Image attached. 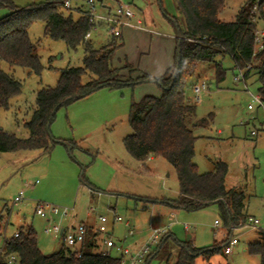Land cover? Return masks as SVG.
<instances>
[{"label": "rangeland", "instance_id": "374dc122", "mask_svg": "<svg viewBox=\"0 0 264 264\" xmlns=\"http://www.w3.org/2000/svg\"><path fill=\"white\" fill-rule=\"evenodd\" d=\"M46 1L13 0L19 7ZM87 1L71 0L70 11L75 17L89 7ZM248 3L257 5L254 11L257 30H264L258 8L263 3L264 10V0H226L221 18L234 20L241 7ZM95 4L98 14L104 16L121 4L130 5L137 14L133 21L142 19L144 28L154 32L121 27L123 34L120 38L124 45L117 50L113 65L123 68L124 78L135 79L143 72L153 76L166 73L174 62L178 30L165 13L177 16L181 29L185 27L175 0H95ZM66 8L64 11L70 12ZM9 12L8 8H0V18ZM100 22L92 36L87 38L92 39L97 48L113 36L107 23ZM29 33L37 45L44 67L41 74L11 65L0 58V68L23 84L22 93L12 99L10 109L0 111V123L3 129L20 137L29 135L25 123L32 116L38 91L56 86L61 71L69 66L82 65L85 56L84 45L69 49L65 41L47 36L44 22H35ZM126 63L134 70L130 72V69L124 68ZM222 64L227 69L223 81L218 82L209 64L201 63L196 76L187 86L189 100L196 104V116L190 123L198 137L195 162L200 172L208 171L218 161L226 162L229 169L227 189L237 188L245 192L250 215L258 218L260 224L235 229L233 236H237L240 242L231 255L224 252L212 256L200 254L195 263L249 264L248 243L262 240L264 231V131L259 130L258 136L251 135L253 129L263 125L264 112L262 109H248L252 98L247 88L258 94L257 75L247 79L246 86L235 79L239 69L235 68L230 56L224 57ZM144 67L154 71L165 67V70L155 75L145 71ZM89 78L88 74L83 77L84 80ZM198 80L206 81L209 88L200 94L199 103L193 91ZM161 93L162 89L156 82H141L117 89L101 88L58 110L51 125L53 139L57 142L50 152L0 153V244L21 226L24 229L34 226L42 252L52 254L64 245L63 227L71 222L96 224L101 215L108 218V234L100 235V244L92 249L95 252L105 248L102 241L106 234L124 247L137 248L149 239L154 228L164 230L162 239L167 234L173 237L167 243L170 261L157 257L150 264L175 263L182 243L190 242L198 248L226 243L232 231L224 225L217 203L198 211H186L161 202L147 201L174 199L179 195L177 173L172 164L162 157L140 162L128 153L124 144L125 137L132 133L129 122L132 101H140L148 94ZM201 118H208V124L194 126ZM242 120H250V123L243 124ZM59 140L74 141L76 147L70 151V147ZM21 191H24L25 199L17 205L13 204ZM37 203L57 206L61 212L43 218L36 214ZM65 208L68 214H64ZM116 216H121L124 221L115 222ZM216 220L221 223L216 225ZM112 254L119 255L117 251H112ZM254 258L261 263L259 256ZM0 264H20V260L15 258L9 263L7 258Z\"/></svg>", "mask_w": 264, "mask_h": 264}, {"label": "trees", "instance_id": "16d2710c", "mask_svg": "<svg viewBox=\"0 0 264 264\" xmlns=\"http://www.w3.org/2000/svg\"><path fill=\"white\" fill-rule=\"evenodd\" d=\"M175 3L185 27L181 29L177 16L171 17L165 13L178 30L173 64L161 76L143 72L134 79L124 78L123 68L115 67L112 63L124 41L113 35L106 44L97 48L92 39H87V33L94 24L84 11L75 17L71 9L64 6V0H48L25 7L16 6L13 0H0V8L10 10L0 18V58L9 64L41 74L44 67L37 45L29 33L31 26L39 21L45 23L47 36L65 41L69 49H77L80 45L85 47L82 65L64 68L56 86L38 91L32 116L25 123L29 131L27 137L3 129L0 123V153L36 150L50 152L57 142L53 139L51 125L60 108L101 88L117 89L154 80L161 87L162 93L160 96L148 94L140 101H132L129 115L132 133L125 137L124 144L128 153L140 162L151 157H162L172 164L177 173L179 195L174 199L147 201L161 202L186 211H198L217 203L223 223L229 229L249 217L246 214V196L240 190L227 189L229 169L226 162L218 161L212 171L200 172L195 162L198 137L190 126L196 116V104L190 102L187 86L196 76L201 63L209 64L218 82L223 81L227 69L222 59L230 56L237 69L243 70L251 64L246 79L257 75L258 94L264 102V48L255 52L257 22L253 7L256 4L248 3L241 7L235 19L227 21L221 18L226 0H175ZM64 8L70 12H65ZM258 8L260 19L264 21L263 3ZM124 68L130 69V72L134 70L128 63ZM87 74L90 78L84 80ZM22 88L21 81L0 68V111L10 109L12 99L22 93ZM208 122V118H201L193 125L206 126ZM58 142L68 145L70 151L76 147L74 141ZM86 228L87 238L79 249L63 245L59 251L48 255L39 246L34 226L21 228L17 235L6 240V251L0 257V262L4 263L9 256L15 255L20 264H122L120 256L92 251L96 247L97 234L94 231L90 233L88 226ZM171 237L172 234L165 235L144 264H150L157 257L169 262L171 253L167 243ZM224 247L225 243L209 248H198L190 242L182 243L173 264H196L198 255L212 256L223 252ZM247 250L250 255L259 256L261 264H264V231L262 240L249 243Z\"/></svg>", "mask_w": 264, "mask_h": 264}, {"label": "built area", "instance_id": "2783aa9c", "mask_svg": "<svg viewBox=\"0 0 264 264\" xmlns=\"http://www.w3.org/2000/svg\"><path fill=\"white\" fill-rule=\"evenodd\" d=\"M89 7L84 11V14L89 17L90 22L94 24L91 31L87 33V38L92 36V32L99 27L100 21L103 20L110 27L109 33L115 36L120 37L122 35L121 27L126 25H135L139 28H144L143 20L140 18L136 19V22L133 20L136 18L137 14L135 10L130 5H120L114 11H111L109 15H100L97 12L95 0H88ZM64 6L67 8L71 7V0H64ZM257 9V5L253 7V11ZM263 37L264 30H257L255 37V52L257 50H262L264 48L263 45ZM251 64H249L245 69H239V73L235 75V79L238 81H242L247 86L246 73L251 68ZM247 88V87H246ZM208 84L204 80H198L197 83L193 87V91L196 94V102L199 103L201 101L200 94L204 91H207ZM247 92L252 98V102L248 105V109L251 111L262 109L264 112V102L262 101L259 94H254L249 91L247 88ZM256 117H252L251 119H255ZM250 121V120H249ZM264 125V121H263ZM261 125V127H263ZM260 127V128H261ZM260 128H255L251 131V135L256 136L259 133ZM24 191H21L13 200V204L17 205L22 200H24ZM61 212V208L57 206H53L48 203H37L36 204V214L40 215L43 218H47L50 215H56ZM64 214H68V209H64ZM99 228L98 230L101 233H108V218L106 216H99ZM115 222L124 221L121 216H116L114 219ZM216 225L220 224L219 220L215 221ZM128 224V222H126ZM260 224V220L253 216H249L245 221L241 222L238 226H230L229 229L232 231L231 235L228 237V241L225 243L224 253L230 254L233 251V248L239 243V238L237 236H233L235 229L239 227L245 226H253L257 227ZM164 230L159 228H154L152 234L149 239L145 241L143 244L138 246L137 248L124 247L120 245L115 239L109 237L105 240L106 250L103 251V254L108 255L111 254L112 251H117L119 253L118 256L122 259V264H144L148 256L152 253L153 249L160 243L162 239V234ZM133 233V231H131ZM17 235V233L15 234ZM62 235L64 238V245L67 248L74 249L77 245H82L87 238V228L84 223L79 224H71L70 226L62 229ZM8 237L4 238V242L0 244V257L4 256L6 247L5 243ZM79 256L81 254L79 253ZM16 256L11 255L8 257V262L11 263L15 260Z\"/></svg>", "mask_w": 264, "mask_h": 264}, {"label": "crops", "instance_id": "0c3cea01", "mask_svg": "<svg viewBox=\"0 0 264 264\" xmlns=\"http://www.w3.org/2000/svg\"><path fill=\"white\" fill-rule=\"evenodd\" d=\"M147 24V23H146ZM126 26H128V27H130V29L132 28V29H137V30H145V31H148V32H150V33H154L152 30H150V29H147V28H139V27H137V26H135V25H126ZM132 32V31H131ZM122 34H123V31H122ZM129 34H130V32H129ZM174 55H175V52H174ZM113 63V62H112ZM114 66V65H113ZM166 66H167V64H166ZM165 66V67H166ZM165 67L164 68H162L161 70H159V71H154V70H150V68H147V67H144V70L145 71H147V72H149V73H152V74H161V73H163V71L165 70ZM161 95V94H160ZM160 95H155V96H160ZM243 124H246V125H248L249 123H250V121H241ZM260 131L261 132H263L264 131V125H263V127H261L260 128ZM253 136V135H252ZM256 136H258V135H256ZM149 159H154V157H151V158H149ZM215 166H216V163L215 164H213L212 165V168L214 169L215 168ZM212 168H209V170L208 171H212L211 169ZM208 171H205V172H208ZM228 175V174H227ZM227 178V177H226ZM231 189H237V188H231ZM237 190H240V189H237ZM240 191H242V190H240ZM242 192H244V191H242ZM244 194H245V192H244ZM245 196H246V194H245ZM245 204H246V214L247 215H249V216H251L250 215V212H249V209H248V197L246 196V200H245ZM8 210H10V209H8ZM10 213H11V210H10ZM10 213H9V215H7L8 216V219H9V216H10ZM128 222V224H126L127 226H129L130 224H129V221H127ZM79 223H84L86 226H88L89 227V231H90V233L92 232V231H94L96 234H97V236L95 237V244H96V246H98L100 243V235L102 234L99 230H98V228H99V221L95 224V223H86V222H79ZM221 223V222H220ZM2 224V223H1ZM71 224H76V223H74V222H71ZM71 224H69V226L71 225ZM1 227H2V225H1ZM66 227H68V225L66 226ZM66 227H63L62 229H64V228H66ZM22 228V226L20 227V228H18L15 232H14V234L13 235H15L18 231H19V229H21ZM0 231H1V229H0ZM108 234V233H107ZM106 234V237L104 238V240L102 241L103 242V244L105 245V240L107 239V238H109V237H112L111 235L110 236H108ZM13 235H10L9 237H11V236H13ZM227 235H228V232H227ZM63 236V235H62ZM8 237V238H9ZM113 238V237H112ZM114 239V238H113ZM255 239V238H254ZM228 241V239L226 240V242ZM257 241V239L256 240H253V241H250L249 243H251V242H256ZM239 242H240V240H239ZM248 243V244H249ZM239 244V243H238ZM237 244V245H238ZM236 245V246H237ZM65 246V245H64ZM81 247V245H77L76 246V248H80ZM104 250H106V245H105V248L104 249H102L101 250V252L102 251H104ZM233 251H234V248H233ZM233 251L230 253V254H227V255H231L232 253H233ZM223 252H224V250H223ZM249 254V253H248ZM250 255V254H249ZM251 257V259H249V264H259V260L258 259H255L254 258V256L253 255H250ZM261 264V263H260Z\"/></svg>", "mask_w": 264, "mask_h": 264}, {"label": "water", "instance_id": "95a60500", "mask_svg": "<svg viewBox=\"0 0 264 264\" xmlns=\"http://www.w3.org/2000/svg\"><path fill=\"white\" fill-rule=\"evenodd\" d=\"M151 82H154V80H151Z\"/></svg>", "mask_w": 264, "mask_h": 264}]
</instances>
